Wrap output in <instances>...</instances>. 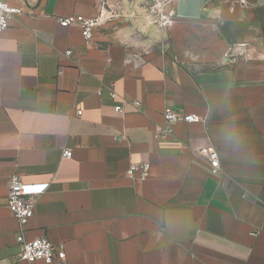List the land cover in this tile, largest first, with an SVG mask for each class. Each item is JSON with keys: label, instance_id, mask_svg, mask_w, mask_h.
I'll use <instances>...</instances> for the list:
<instances>
[{"label": "crops", "instance_id": "obj_1", "mask_svg": "<svg viewBox=\"0 0 264 264\" xmlns=\"http://www.w3.org/2000/svg\"><path fill=\"white\" fill-rule=\"evenodd\" d=\"M3 1L23 14L0 35V264H46L18 259L14 175L54 264H264V0ZM66 18L102 25L86 43ZM166 108L203 121L158 141Z\"/></svg>", "mask_w": 264, "mask_h": 264}, {"label": "built area", "instance_id": "obj_2", "mask_svg": "<svg viewBox=\"0 0 264 264\" xmlns=\"http://www.w3.org/2000/svg\"><path fill=\"white\" fill-rule=\"evenodd\" d=\"M23 14V10L19 7H14L9 3L0 0V35L10 27V22ZM99 19L83 18L76 21L72 18L61 19L60 24L64 27H69L77 22L81 29L83 39L86 43H90L93 39V33L99 26ZM165 22L164 24H166ZM67 55H71L68 52ZM113 100L117 98L114 92L110 93ZM139 106V103H136ZM117 113H122V107H115ZM78 115H82L78 111ZM164 124L157 125L154 129V137L158 141H168L174 138L173 127L180 122L191 124L200 123L203 121L196 115H183L171 108H166L163 112ZM198 153L204 156L209 163V172L212 176H218L222 173L220 155L216 149L204 148ZM73 156L71 150H64L63 158L71 159ZM151 165L149 162L134 163L131 165L126 175L134 179L138 177L145 181L150 174ZM42 194L40 191H31L18 175H14L9 184L8 190V209L17 219L20 225V234L17 237L18 244L21 247V252L18 256L19 261L35 263L42 261L46 264H54L55 262H65L66 253L63 245L55 246L48 238H38L32 241H27L24 236V229L28 225L30 219L34 216L35 200L33 196Z\"/></svg>", "mask_w": 264, "mask_h": 264}, {"label": "rangeland", "instance_id": "obj_3", "mask_svg": "<svg viewBox=\"0 0 264 264\" xmlns=\"http://www.w3.org/2000/svg\"><path fill=\"white\" fill-rule=\"evenodd\" d=\"M157 17H156V20L155 21H157L156 22V24L158 25V26H160L161 25V21H160V16H159V14H158V9L156 10V14H155ZM98 22H99V26L98 27H100L101 25H102V22H101V20L99 19L98 20ZM163 24V23H162Z\"/></svg>", "mask_w": 264, "mask_h": 264}, {"label": "clouds", "instance_id": "obj_4", "mask_svg": "<svg viewBox=\"0 0 264 264\" xmlns=\"http://www.w3.org/2000/svg\"><path fill=\"white\" fill-rule=\"evenodd\" d=\"M210 111H211V109H210Z\"/></svg>", "mask_w": 264, "mask_h": 264}]
</instances>
